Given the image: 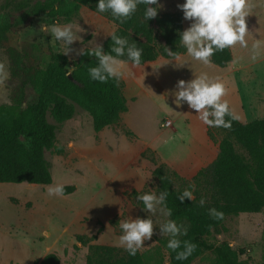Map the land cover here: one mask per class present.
<instances>
[{
  "label": "rangeland",
  "instance_id": "374dc122",
  "mask_svg": "<svg viewBox=\"0 0 264 264\" xmlns=\"http://www.w3.org/2000/svg\"><path fill=\"white\" fill-rule=\"evenodd\" d=\"M51 1L53 0H0V23L12 27L0 44V62L6 65L9 78V50L22 56L37 69L44 68L49 63L50 53H55L65 57L71 69L70 63L79 56L77 50L94 48L114 30L111 22L86 6H81L70 22L61 18L34 19L36 7ZM157 2L160 5L157 15H160L166 13L164 11L169 8V3L174 1ZM253 3L264 11V0H253ZM252 15L251 13L248 17ZM53 24H72L74 33L77 32L76 24L84 30L77 32L81 39L69 46L73 51L67 55L63 53V42L56 40L51 34ZM185 67L188 65L179 68L184 71ZM163 68L159 71L165 73L169 65L164 64ZM254 70L258 72V77H264V60L256 63ZM192 71L201 74V70L197 68ZM202 73L213 75L215 71L203 70ZM9 78L5 84L0 85V106L11 103L13 84ZM162 81V87L167 93L166 100L160 97V92L155 89L152 81H144L141 85L145 90H151L154 103L147 102L148 98L143 94L130 100L131 122L140 139L149 140L159 132V121L178 112L179 107L174 102L177 88H170L166 77ZM243 89L248 93L244 86ZM247 95L245 98L249 100L250 96ZM27 98L29 102L36 99L31 89L27 91ZM74 108L73 117L63 123H57L47 114L48 122L55 126V142L44 153V159L52 175L50 185H73L75 191L58 197L48 195L50 185L0 183V264H34L49 253L57 254L61 264H85L87 245L78 243L76 235H96L89 244L124 249L119 245V236L123 234L119 221L137 217H150L155 225L151 240H146L144 247L138 250L144 255L146 264H170L167 243L171 237L161 235L159 231L160 225L169 220V217L159 210L153 215L124 195V192L135 190V187L144 194L156 192L157 181L151 175L156 165L143 158L136 160L142 144L132 141L134 135L125 134L128 130L121 120L106 130L104 128L101 133H96L89 114L77 105ZM113 136L115 141L108 142L111 148L98 143L99 140H112ZM222 136L223 133L217 132L214 139L219 141ZM20 140L29 147L26 137L21 136ZM235 150L244 154L239 146ZM147 156L154 158L152 153H147ZM140 175L146 180L143 187L139 183ZM123 199L125 206L116 209V204L122 203ZM113 218H117L116 226L109 224ZM98 223L102 225L99 233ZM176 223L187 228L184 221ZM181 237L182 235L177 238ZM206 241L213 246L226 243L235 252L244 250L237 257V261L242 264H264V209L259 213L227 217L219 231L212 232L206 237ZM191 264H218V260L212 251H203Z\"/></svg>",
  "mask_w": 264,
  "mask_h": 264
},
{
  "label": "trees",
  "instance_id": "16d2710c",
  "mask_svg": "<svg viewBox=\"0 0 264 264\" xmlns=\"http://www.w3.org/2000/svg\"><path fill=\"white\" fill-rule=\"evenodd\" d=\"M97 4L98 0H53L48 4L38 5L33 17L37 20L45 17L53 20L61 18L70 22L77 10L86 6L111 22L117 36L125 37L130 44L135 42L137 47L143 49L141 65L158 58L173 59L165 52V47L178 53V56L186 53V48L180 41L181 13H162L156 18L145 20L147 6L139 5L131 19L120 23L110 11H97ZM11 28L6 23H0V44ZM101 45L105 53L115 55L111 53L114 45L110 35ZM84 50V55H79L70 63L71 69L67 59L55 53H50L49 63L44 68L37 69L22 56L14 54L12 50L8 51L11 61L9 79L13 84V91L11 103L0 106V183H52V175L44 159V153L55 142V126L48 122V113L54 121L63 123L73 117L74 106L77 105L89 114L93 130L98 133L117 124L121 114L127 111L126 100L122 94L123 82L120 79L118 82L109 79L107 83H101L91 79L88 68L97 66L98 61L87 54L90 49ZM120 59L132 63L126 55ZM211 60L218 67H226L232 61L230 48L217 51ZM68 74L72 79L68 78ZM30 89L36 95L33 102H29L27 98V91ZM217 132L223 133L219 141L214 139ZM125 134L133 136L130 131ZM207 135L214 143H218L217 157L210 165L199 170L191 180L179 177L163 164L156 165L154 158L147 156L151 151L146 150L141 154V158L156 165L151 175L157 181V195L164 191L169 193L166 198V205L172 210L169 219L187 224V235H182L180 240L190 241L197 246L185 260L175 258L177 252L183 250V245L177 251L170 249V264H191L203 251H212L218 264H242L237 261V257L244 250L235 252L226 243L213 246L207 243L206 237L212 232H218L229 216L259 213L264 209V119L246 124L233 120L230 130L207 126ZM21 136L28 139L29 147L21 142ZM236 146L244 154L237 153ZM190 184L195 185V198L192 201L185 198L181 202L178 196ZM74 191L73 185L65 186L64 195ZM143 194L137 190L124 192V195L135 200L142 208L143 202L137 197ZM202 197L206 200L203 207L199 204ZM210 208L223 212V218L217 220L210 217ZM109 224L116 226L117 218L111 219ZM101 231L102 225L97 232ZM95 238L96 235L75 236L78 243L87 245L85 264H146L144 255L139 251L132 256L122 248L89 244ZM34 264L61 263L57 254L49 253Z\"/></svg>",
  "mask_w": 264,
  "mask_h": 264
},
{
  "label": "clouds",
  "instance_id": "9594fccd",
  "mask_svg": "<svg viewBox=\"0 0 264 264\" xmlns=\"http://www.w3.org/2000/svg\"><path fill=\"white\" fill-rule=\"evenodd\" d=\"M139 5L147 6L144 13L145 20L156 18L157 8L160 7L157 0H98L96 10L101 13L110 11L115 19L124 23L131 19ZM151 5H157V7H151ZM178 7L182 10L184 19L191 21L190 26L180 34V41L188 55L194 60L200 61L204 65H210L211 58L217 51L234 48L236 45L242 49H249V38L252 39L250 59L255 62L264 56V40L253 37L245 19L255 7L253 0H185ZM73 27L72 24L63 26L53 24L50 29L56 40L63 42L65 55L73 51L69 46L74 41L81 39L77 36V32L84 31L76 24L77 32L74 33ZM110 36L114 45L111 47V53L115 55L105 53L100 44H96L87 52L98 61L97 66L88 68L89 75L91 79L101 83H107L109 79L119 81L123 74L122 67L126 63L120 58L125 55L133 66H141L143 49L137 47L135 42L130 44L127 38L117 36L115 32ZM164 50L168 56L174 59L179 58L178 53L172 52L167 47ZM77 54L84 55L85 50H77ZM242 59L243 57L235 58L233 64L239 63ZM8 78L7 67L0 62V85L5 84ZM176 88L174 101L176 105L179 107L186 102L190 109L195 110L199 120L209 127H223L230 130L232 121L239 119L230 109L228 101L223 99L228 94V89L219 78H211L207 73H201L187 82L178 80ZM225 117L230 119L226 120ZM64 188L63 184L50 185L48 195L61 197L64 195ZM194 190L195 185L190 184L189 188L178 196V199L181 202L185 198L192 201L195 198ZM168 195L167 191L161 192L159 195L153 191L140 195L137 199L143 202L145 211L155 215L159 210L164 216H171L172 210L166 205ZM205 203L206 200L202 197L199 201L200 206L203 207ZM208 213L210 217L217 220L222 219L224 215L223 212L215 208H210ZM119 226L123 233L119 236V245L132 256L136 255L137 251L144 247V242L151 240L154 235L155 225L150 217L121 220ZM159 231L161 235L171 237L167 247L172 251H177L183 245V250L178 251L175 257L177 260L187 259L197 247L190 241L182 242L177 238L187 235V228L177 225L174 220L169 219L161 224Z\"/></svg>",
  "mask_w": 264,
  "mask_h": 264
},
{
  "label": "crops",
  "instance_id": "0c3cea01",
  "mask_svg": "<svg viewBox=\"0 0 264 264\" xmlns=\"http://www.w3.org/2000/svg\"><path fill=\"white\" fill-rule=\"evenodd\" d=\"M172 1L174 2L169 3V8L164 12L182 14L183 32L188 28V24H191V21L184 19L183 12L178 7L185 0ZM252 14V17L247 16L245 18L248 29L252 32L254 38L264 40V11L255 7ZM106 38L101 40L100 44ZM251 44L252 39L249 38V49H242L239 45L230 48L232 61L224 68L212 63L204 65L189 56L187 50L186 53L179 55L178 59L158 58L139 67L133 66L130 62L125 63L122 67L123 74L120 80L124 84L122 94L126 100L127 111L121 114L120 120L124 123L126 129L134 135V140L132 141L142 144L136 155L137 161L142 159L141 154L143 152L150 150L154 154L156 165L163 164L174 171L179 177L191 180L199 170L210 165L218 154V143H214L208 137L207 125L199 120L195 110L190 109L186 102L179 106L177 114L172 117L167 116L158 122L159 132L157 134L152 135L149 140L140 139L131 122L130 100H135L139 94H143L148 98L147 102L154 103L151 90L149 88L145 90L141 85L144 81H152L155 89L160 92V97L166 100L167 93L162 87V78L166 77L169 87L174 88L178 80L187 82L200 75L198 72L192 71L194 68L201 70V73L203 70H207L208 72L212 70L215 73L207 75L211 78H219L226 85L228 94L223 99L228 101L230 109L239 117L238 121L240 123L246 124L264 119V77H258V72L254 70L256 63L263 61L264 56L253 62L250 59ZM237 57H243V59L239 63L233 64V60ZM165 63L169 65V68L167 72L162 73L159 70L164 69L162 64ZM182 64L183 66L188 65L184 71H181V68H179ZM243 86L248 93H245ZM243 94L245 96L248 94L247 96H250V99L247 100ZM165 119L171 120L172 126L162 129L160 128V124ZM108 128H105V130ZM114 139H116L115 136L112 137V140H99L98 143H103L106 147L111 148L108 142L115 141ZM139 183L143 187L146 180H143L141 176ZM134 189L138 191L137 187ZM124 206L123 199L122 203L116 204L115 207L116 209H120Z\"/></svg>",
  "mask_w": 264,
  "mask_h": 264
},
{
  "label": "built area",
  "instance_id": "2783aa9c",
  "mask_svg": "<svg viewBox=\"0 0 264 264\" xmlns=\"http://www.w3.org/2000/svg\"><path fill=\"white\" fill-rule=\"evenodd\" d=\"M172 126V121L169 120V119H165L164 121L161 122L160 124V127L162 129H165V128H170Z\"/></svg>",
  "mask_w": 264,
  "mask_h": 264
},
{
  "label": "water",
  "instance_id": "95a60500",
  "mask_svg": "<svg viewBox=\"0 0 264 264\" xmlns=\"http://www.w3.org/2000/svg\"><path fill=\"white\" fill-rule=\"evenodd\" d=\"M68 78H69V79H72V77H71V75H70V74H68Z\"/></svg>",
  "mask_w": 264,
  "mask_h": 264
}]
</instances>
